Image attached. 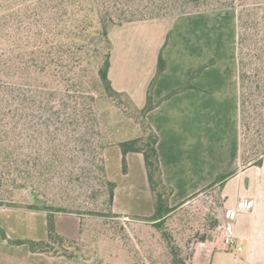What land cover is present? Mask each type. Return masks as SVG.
I'll list each match as a JSON object with an SVG mask.
<instances>
[{
  "label": "trees",
  "instance_id": "obj_1",
  "mask_svg": "<svg viewBox=\"0 0 264 264\" xmlns=\"http://www.w3.org/2000/svg\"><path fill=\"white\" fill-rule=\"evenodd\" d=\"M189 8L196 12L237 9L242 160L246 163L252 158L259 165L264 156V139L260 130L252 133L250 128L248 103L252 95L248 68L262 63L264 55V0H0V207L46 214V239L16 244L26 245L31 253L80 261L78 243L56 232L54 215L80 217L94 213L68 209V189L76 184L81 189H93L92 195L105 194L107 211L102 216L120 217L113 212L116 185L107 178L104 159L105 149L117 144L124 172L128 154L142 155L151 195L153 214L133 220L143 221L160 233L168 255L166 264H192L193 252L185 260L170 223L200 194L177 207L169 205L173 191L163 181L158 137L146 118L156 106L152 84L164 71L165 62L160 54L145 105L139 109L128 95L116 91L111 84L112 43L108 34L112 26L179 16L188 13ZM248 40L254 43L251 53L244 51ZM260 70L257 75L262 73ZM186 88H191L190 83L164 99ZM123 99L133 107L132 117L140 134L115 142L107 135L108 112L102 104L109 101L128 112ZM260 117L263 125L264 114ZM58 177L59 185L65 189L60 202L49 200L47 195L48 186ZM17 195L22 196L21 201H17ZM220 216L206 215L198 243L218 228Z\"/></svg>",
  "mask_w": 264,
  "mask_h": 264
},
{
  "label": "crops",
  "instance_id": "obj_2",
  "mask_svg": "<svg viewBox=\"0 0 264 264\" xmlns=\"http://www.w3.org/2000/svg\"><path fill=\"white\" fill-rule=\"evenodd\" d=\"M207 14H183L110 27L109 79L116 91L128 95L141 109L162 55L165 69L151 89L156 106L146 118L158 137L163 181L173 191L169 205L187 203L205 189L219 195L223 210L242 199L253 202L249 213L236 217L233 245L225 248L217 232L211 231L204 242L196 245L190 262L264 264V156L259 165L242 160L236 32L223 33L220 24L207 27ZM187 82L191 88L164 99ZM131 155L143 164L142 155L136 153L128 154L127 161ZM104 159L107 177L114 182L108 174L105 156ZM120 159L119 154L121 163ZM144 175L146 178L145 170ZM224 175L229 176L217 182ZM145 187L150 194L147 178ZM123 194L116 185L112 208L115 214L129 218L128 210L120 203ZM152 214L153 205L147 216L133 217L147 218ZM222 217L223 213L221 220ZM45 233L43 221L42 228L31 239L45 240ZM21 255L25 260L22 264H45L48 257L31 253L27 247Z\"/></svg>",
  "mask_w": 264,
  "mask_h": 264
},
{
  "label": "rangeland",
  "instance_id": "obj_3",
  "mask_svg": "<svg viewBox=\"0 0 264 264\" xmlns=\"http://www.w3.org/2000/svg\"><path fill=\"white\" fill-rule=\"evenodd\" d=\"M186 11H189L186 14L199 12L190 8ZM207 12H209L206 15L207 27L220 24L223 33L233 30L236 32L234 45L239 62L237 9ZM173 17L175 15L169 16V18ZM261 31L264 41V28ZM244 45L245 52L253 51L254 43L251 40L246 41ZM262 57L263 64L257 62L255 66H252L254 69L248 68L251 75L249 85L252 95L251 102L248 103V116H251V132L256 133L260 130L259 135L264 139V124L261 125L260 117V114H264V55ZM260 69L262 73L257 75L256 71ZM123 100L129 108L128 112L117 109L109 101L102 104V109L108 112L109 130L106 134L110 140H115V142L131 139L140 134V127L132 117L133 107L128 106L126 99ZM105 150L108 174L118 186V191L124 193L120 203L128 210L130 217L107 218L102 216L107 211L105 194L102 192L92 195L90 193L93 189L85 190L73 184L68 189L69 195L66 198L68 209L75 212L87 210L94 213L80 217L75 214L59 213L54 215V223L59 235L78 243L77 251L81 254V259L80 261H68L63 257L48 256L45 258V264H166L168 255L160 233L143 221L133 220L137 218L133 216H147L152 212L150 194L145 187L146 178L142 161L139 162L137 156L131 155L128 161L126 159L124 172L118 160L120 154L118 145L113 144ZM249 161L253 159L250 158ZM60 183L61 179L58 177L52 185L48 186L49 200L61 201L60 197L65 189L61 188ZM16 197L17 201H21L22 196L17 195ZM221 207L219 195L209 190L192 199L183 208V212L173 218L170 223L171 232L185 260L194 251L204 233L206 215L212 216L216 213L220 216ZM1 208L4 209H0V264H22L25 260L21 254L27 246L18 245L15 242L32 240L31 238L37 235L39 228H42L43 221L46 232V214H31L30 212L35 211L25 208Z\"/></svg>",
  "mask_w": 264,
  "mask_h": 264
},
{
  "label": "built area",
  "instance_id": "obj_4",
  "mask_svg": "<svg viewBox=\"0 0 264 264\" xmlns=\"http://www.w3.org/2000/svg\"><path fill=\"white\" fill-rule=\"evenodd\" d=\"M253 208V202L249 199H242L235 203L231 208L223 211L221 224L215 230L217 237L222 245L227 248L234 244L235 241V220L240 213H249ZM241 250L240 247L237 248Z\"/></svg>",
  "mask_w": 264,
  "mask_h": 264
}]
</instances>
